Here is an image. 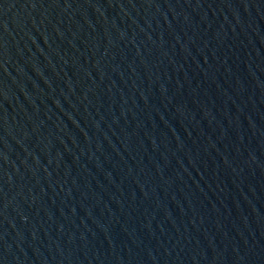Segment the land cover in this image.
<instances>
[{"label": "water", "instance_id": "95a60500", "mask_svg": "<svg viewBox=\"0 0 264 264\" xmlns=\"http://www.w3.org/2000/svg\"><path fill=\"white\" fill-rule=\"evenodd\" d=\"M0 264H264V0H81Z\"/></svg>", "mask_w": 264, "mask_h": 264}]
</instances>
